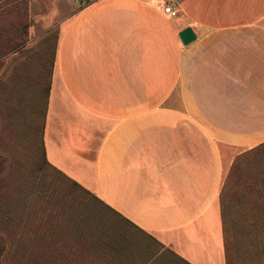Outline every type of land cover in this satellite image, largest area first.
I'll return each mask as SVG.
<instances>
[{
  "label": "crops",
  "instance_id": "1",
  "mask_svg": "<svg viewBox=\"0 0 264 264\" xmlns=\"http://www.w3.org/2000/svg\"><path fill=\"white\" fill-rule=\"evenodd\" d=\"M69 2L47 161L188 264H228L226 176L264 143V0Z\"/></svg>",
  "mask_w": 264,
  "mask_h": 264
},
{
  "label": "rangeland",
  "instance_id": "2",
  "mask_svg": "<svg viewBox=\"0 0 264 264\" xmlns=\"http://www.w3.org/2000/svg\"><path fill=\"white\" fill-rule=\"evenodd\" d=\"M68 4L0 0V264H188L47 161L48 91ZM263 167L264 154L243 152L227 173L228 264H264V191L247 188Z\"/></svg>",
  "mask_w": 264,
  "mask_h": 264
},
{
  "label": "trees",
  "instance_id": "3",
  "mask_svg": "<svg viewBox=\"0 0 264 264\" xmlns=\"http://www.w3.org/2000/svg\"><path fill=\"white\" fill-rule=\"evenodd\" d=\"M264 143L260 144L259 146L252 148L247 153H254V156L257 155H263L264 154ZM253 178L252 181L248 184L247 188L248 190L253 191H264V167L262 171L259 172L258 175L250 177ZM78 184V183H77ZM96 197V196H95ZM98 199V198H97ZM106 205V204H105ZM108 208L112 209L110 206L106 205ZM113 210V209H112ZM114 211V210H113ZM117 213V212H116ZM118 214V213H117ZM120 215V214H118ZM263 221V220H262Z\"/></svg>",
  "mask_w": 264,
  "mask_h": 264
},
{
  "label": "water",
  "instance_id": "4",
  "mask_svg": "<svg viewBox=\"0 0 264 264\" xmlns=\"http://www.w3.org/2000/svg\"><path fill=\"white\" fill-rule=\"evenodd\" d=\"M179 35L184 44H189L196 39V33L194 32L192 27H186L180 32Z\"/></svg>",
  "mask_w": 264,
  "mask_h": 264
},
{
  "label": "built area",
  "instance_id": "5",
  "mask_svg": "<svg viewBox=\"0 0 264 264\" xmlns=\"http://www.w3.org/2000/svg\"><path fill=\"white\" fill-rule=\"evenodd\" d=\"M164 14L169 18H175L178 16V10L174 4V2H165L163 6Z\"/></svg>",
  "mask_w": 264,
  "mask_h": 264
}]
</instances>
